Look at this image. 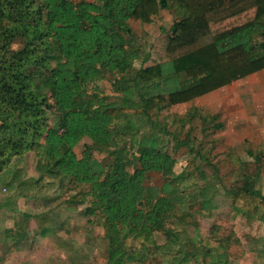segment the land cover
<instances>
[{
  "label": "trees",
  "instance_id": "obj_1",
  "mask_svg": "<svg viewBox=\"0 0 264 264\" xmlns=\"http://www.w3.org/2000/svg\"><path fill=\"white\" fill-rule=\"evenodd\" d=\"M163 10L177 14L166 62L127 77L140 59L127 39L129 22L152 24ZM261 71L264 0H0V175L44 141L47 161L37 164L39 175L66 192L82 189L81 215L101 220L105 231V264H196L197 250L182 248L171 228L180 222L175 211L186 202L184 189L178 161L164 148L169 132L151 112L194 103ZM107 75L123 103L90 88ZM128 108L153 130L121 125ZM81 138L92 145L80 158ZM94 150L109 151V163L96 160ZM255 161L262 163L264 153ZM258 165L257 179L247 175L230 192L264 209ZM152 174L164 184L147 185ZM27 239L21 233L18 243Z\"/></svg>",
  "mask_w": 264,
  "mask_h": 264
},
{
  "label": "rangeland",
  "instance_id": "obj_2",
  "mask_svg": "<svg viewBox=\"0 0 264 264\" xmlns=\"http://www.w3.org/2000/svg\"><path fill=\"white\" fill-rule=\"evenodd\" d=\"M175 20V11L163 10L152 24L129 22L132 34L127 39L140 51V59L127 77L143 66L166 62ZM112 80L107 75L90 88L100 89L109 103L121 104ZM151 113L154 122L167 128L164 148L178 161L176 173L186 202L175 211L180 222L174 219L171 228L181 236L180 246L197 250L196 264H264V209L257 199L249 205L246 197L235 199L230 192L242 186L247 175L257 179L255 156L264 153V71L194 103ZM120 124L153 130L150 121L129 108ZM91 145L89 138H81L75 152L81 158ZM46 150L42 141L0 175V264H105V231L101 220L91 218L90 223L81 215L86 205L77 195L82 189L66 192L59 181L39 175L37 164L47 161ZM93 156L102 165L111 160L107 150H94ZM258 166L262 173L255 185L264 193V161ZM164 182L152 174L147 185L160 187ZM21 233L29 239L18 243ZM157 242L164 245L166 240L158 234ZM128 245L140 248L133 241Z\"/></svg>",
  "mask_w": 264,
  "mask_h": 264
}]
</instances>
